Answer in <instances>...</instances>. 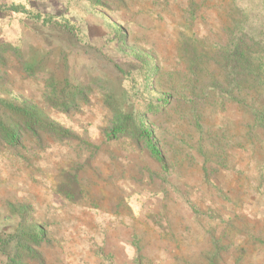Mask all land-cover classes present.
I'll return each mask as SVG.
<instances>
[{"label":"rangeland","instance_id":"obj_1","mask_svg":"<svg viewBox=\"0 0 264 264\" xmlns=\"http://www.w3.org/2000/svg\"><path fill=\"white\" fill-rule=\"evenodd\" d=\"M259 37L264 0H0V264H264Z\"/></svg>","mask_w":264,"mask_h":264},{"label":"trees","instance_id":"obj_2","mask_svg":"<svg viewBox=\"0 0 264 264\" xmlns=\"http://www.w3.org/2000/svg\"><path fill=\"white\" fill-rule=\"evenodd\" d=\"M258 42H260L261 44H264V37H259L258 38ZM264 46V45H263ZM6 107L8 109H11V111H14L18 114H27L26 112L27 111H24L18 107H14V106H9V105H6ZM123 128H115V131H114V135H112L113 137H116L118 134L122 133L123 132ZM138 137L139 139L141 140H144L147 145H148V148L151 152V155H152V158L158 162V163H163L164 162V158L157 146L156 143H154V138L152 137V132L150 130H140V133H138Z\"/></svg>","mask_w":264,"mask_h":264}]
</instances>
